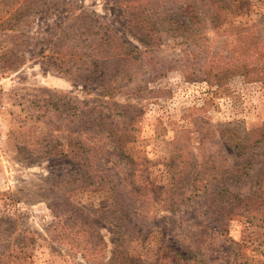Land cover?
<instances>
[{"label":"rangeland","instance_id":"1","mask_svg":"<svg viewBox=\"0 0 264 264\" xmlns=\"http://www.w3.org/2000/svg\"><path fill=\"white\" fill-rule=\"evenodd\" d=\"M163 1L170 7L174 0ZM243 1L239 23L264 38V0ZM122 2L0 0V264L114 258L150 264L160 246L170 245L198 252L209 264H264V145L245 184L229 182L237 197L224 195L216 205L219 183L174 211L163 209L159 192L131 195L130 189L118 196V208L104 188L115 173L131 181L127 174L137 167L148 170L144 179L152 183L169 181L168 158L189 146L198 150L195 123L210 122L217 136L222 125L238 134L264 125V84L236 76L218 91L186 79L180 63L191 47L185 39L168 33L153 42ZM174 17L183 19L177 10ZM207 35L211 45H221L213 31ZM110 36L115 57L139 73L112 85L108 74L117 63L103 62L98 50ZM126 54L140 62L126 63ZM162 66L164 72L155 71ZM233 150L234 162L240 153ZM219 209L227 211L217 218L225 234L215 237L212 214ZM83 218L94 226L86 230Z\"/></svg>","mask_w":264,"mask_h":264},{"label":"trees","instance_id":"2","mask_svg":"<svg viewBox=\"0 0 264 264\" xmlns=\"http://www.w3.org/2000/svg\"><path fill=\"white\" fill-rule=\"evenodd\" d=\"M119 1H123L124 10L128 11L132 20L146 32L147 37L151 38L153 42L162 40L168 33H174L176 36L185 39V42L191 47V49L187 50L186 56L182 58L180 63V70L186 79L205 81L210 86L217 87L218 91L223 90L230 80L236 76L264 84L263 35H261L260 31H253L252 27L239 23L238 20L241 10L247 8L245 1L174 0L170 7L165 5L164 1L161 3V0ZM176 10L183 16L182 20H177L174 17ZM75 14H77V11L70 13V17ZM83 15L84 13L80 12L77 17H84ZM209 31H213L219 36L221 45L210 44L212 39L207 35ZM221 39L225 40L221 41ZM112 40H114L112 36L105 38L104 43L98 49L105 52L106 59L104 58L103 62H106V64L117 63L113 72L108 74L111 85L122 75L130 76L131 78L136 74L139 75V73H134V69L123 65L115 57V52L118 48L111 47ZM83 44L79 43L78 46L82 47ZM104 45L108 47L107 50L104 49ZM78 49L80 48L75 50L68 49L64 61L62 59L60 62L62 64L71 62L72 57H74L73 51H78ZM80 52L82 56L85 53L82 49ZM131 54L126 55L130 57ZM75 57L77 58L78 56ZM134 57H130L125 62L129 63L133 59L134 64H138L140 62L138 57ZM164 70H166L164 66L155 69L156 72L160 73L164 72ZM114 93L115 89L111 90L110 94L113 95ZM211 126L208 121H206L204 127L195 123L196 131L191 132L199 133V145L196 147L198 150L193 151L194 147L189 146L188 149L178 151L176 155H171L168 158L169 161L166 163L168 169H166V172L171 175L169 181H162L158 184L152 183L148 179H144V175L148 170H138V167L132 170L129 175L127 174L129 177L131 176V181L128 182L115 173L113 179L104 185V188L112 196L114 204L118 208L123 205L122 201L119 202L118 196L126 193L128 189H130L129 194L131 195H143V193L147 192L155 194L159 192V201L164 202L163 209L174 211L180 207V204L204 195L210 189L211 184L214 183H219L223 188H218L214 192L213 197L218 198V200L212 204L216 205L224 195L236 196L230 189L229 182L232 184L239 182L245 184L248 169L253 166V157L258 154V150H261L264 145V125L254 131H243V133L239 134L237 131L230 128L227 129V127L222 125L218 136L216 135L218 134L217 132L210 129ZM191 132H189L190 135ZM191 140L192 138H190ZM212 142L216 143L214 146L217 145L214 151L208 149V145H211ZM126 145V142H122L119 149H117L119 152L123 149L122 156L125 155ZM229 147H234V155H237V152L240 153L238 160L234 162L231 160ZM130 169L132 167L128 170ZM139 172L140 174L142 173L140 178L142 177L143 180L137 182L136 177ZM140 199L145 200L143 196ZM216 212H218V215ZM226 212L219 209L212 214L214 217L213 223L216 225L213 230L215 237L225 234V230L220 227L217 218ZM117 216L118 220L121 221L122 219L119 218L118 214ZM82 223L83 227L89 226L85 227L86 230L94 226L91 221H87L85 218L82 219ZM132 224H134L133 221ZM134 228L136 229L137 227ZM109 264L138 263L134 259H128L125 263L116 262L114 258ZM150 264L209 263L198 252L192 250L184 252L183 248L179 249L178 246L170 245L169 249L160 246L155 263ZM235 264L247 263H238L236 259Z\"/></svg>","mask_w":264,"mask_h":264},{"label":"built area","instance_id":"3","mask_svg":"<svg viewBox=\"0 0 264 264\" xmlns=\"http://www.w3.org/2000/svg\"><path fill=\"white\" fill-rule=\"evenodd\" d=\"M3 139H4V136H3V129H2V125L0 123V146L2 145L3 143Z\"/></svg>","mask_w":264,"mask_h":264}]
</instances>
